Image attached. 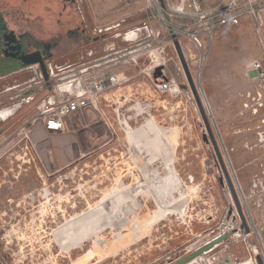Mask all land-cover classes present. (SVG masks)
<instances>
[{
  "label": "rangeland",
  "instance_id": "1",
  "mask_svg": "<svg viewBox=\"0 0 264 264\" xmlns=\"http://www.w3.org/2000/svg\"><path fill=\"white\" fill-rule=\"evenodd\" d=\"M21 1L0 4L1 38H21L27 51L49 46L45 63L59 66L78 64L90 50L126 46L94 30L118 23L133 30L150 13L148 0ZM200 2L210 8L221 0ZM169 39L161 28V41ZM179 47L249 233L167 45L161 62L181 69L178 95L156 92L139 77L156 54L136 53L131 66L141 84L131 95L119 92V123L101 99L55 133L36 120L37 100L23 102L39 90L33 71H0V112L19 105L0 121V264H173L228 232L188 264H258L256 257L264 264V87L247 75L263 47L248 21L220 29L202 52L185 39ZM239 147L247 151L238 154Z\"/></svg>",
  "mask_w": 264,
  "mask_h": 264
},
{
  "label": "built area",
  "instance_id": "2",
  "mask_svg": "<svg viewBox=\"0 0 264 264\" xmlns=\"http://www.w3.org/2000/svg\"><path fill=\"white\" fill-rule=\"evenodd\" d=\"M148 4L149 15L133 30H122L120 23L94 30L98 39L112 33L113 38L126 46L116 48L111 45L98 55L92 50L87 51L86 57L82 55L76 65L45 63L47 80H44L38 64L24 68L33 71L31 82H37L39 90L23 102L37 100L36 120L44 130L63 131L71 116L86 106L97 104L102 94L126 82V77L112 73L108 67L136 65V53L146 54L151 50L156 54L147 65L139 68V77L156 92L178 95L183 83L181 69L174 62L170 66L161 62V54L167 45L176 50L174 41L179 45V41L185 39L202 52L220 29L239 26L245 20L252 24L263 47L260 58L251 64L249 73L264 87V0H221L219 5L210 8L204 7L200 0H148ZM161 28L168 30L169 40L161 41ZM170 61L168 59L167 62ZM156 69H160L161 74L154 78ZM135 106L140 109V104ZM205 253L197 259L201 260ZM257 258L260 257H256V261Z\"/></svg>",
  "mask_w": 264,
  "mask_h": 264
},
{
  "label": "water",
  "instance_id": "3",
  "mask_svg": "<svg viewBox=\"0 0 264 264\" xmlns=\"http://www.w3.org/2000/svg\"><path fill=\"white\" fill-rule=\"evenodd\" d=\"M175 44V48H176V52L178 55V58L183 66V70L188 78L189 81V85L191 87V90L195 96L196 102L198 104V107L201 111V114L206 122V119L204 117V113H203V109L201 107V103L197 97V93L195 91V87L193 85L192 79L190 77L189 71L187 69V66L185 64L184 58H183V54L182 51L179 47V45L177 44L176 41H174ZM34 64H38L41 70V73L43 75L44 80L48 79V75H47V71H46V66H45V60L43 59L42 54L39 51L36 52H31V53H27V52H23L21 54H17L16 51H13L11 53H7L0 42V71L3 72L4 74H10L13 73L15 71H19L22 70L28 66L34 65ZM161 72L160 69H156L155 70V74H154V78L160 76ZM252 77V74H249ZM206 126H207V130L209 132L212 144L215 148V151L218 154V150H217V145L215 143V141L213 140V137L211 135V131L208 127V124L206 122ZM2 133V130H0V134ZM218 158H219V162L221 165V168L223 170V174L226 180V184L227 187L229 189V192L231 194L232 200L234 202V206L237 210L238 216L242 222L241 227L244 228V230L249 233V228L247 227V224L245 222V218L243 216L242 210H241V206L239 203V200L237 198L236 192L234 190V186L233 183L225 169V166L223 165V162L218 154ZM262 232L264 235V227L262 228ZM233 232H228L225 233L222 237L220 238H216L213 241L207 242L206 244H204L202 247L197 248L195 251H193L191 254L183 257L182 259H180L179 261L173 263V264H188L189 262H191L192 260L196 259L197 257H199L201 254L207 252L208 250L212 249L214 246H216L218 243H220L222 240H224L227 236H230ZM257 263L258 264H263L262 260L260 258H257Z\"/></svg>",
  "mask_w": 264,
  "mask_h": 264
},
{
  "label": "crops",
  "instance_id": "4",
  "mask_svg": "<svg viewBox=\"0 0 264 264\" xmlns=\"http://www.w3.org/2000/svg\"><path fill=\"white\" fill-rule=\"evenodd\" d=\"M15 1H18L17 3H19V1H20V3H22L21 0H15ZM245 21H247V20H245ZM72 35H73V33H72ZM34 43L35 42H33V44ZM250 68H251V66L248 68V72H247L248 74L247 75L249 76V78L251 80L258 82L256 79H254V77H253L254 75H252V77L249 75L250 74L249 73ZM108 69L114 74H119V75L127 78L126 82H124L123 84L119 85L117 88H115L113 90H109V91L105 92L102 95V99H103L104 102H107V103H110V104L113 105V113L115 115V120H116L117 123H119L118 120L122 119V117H121L122 115L119 113V109H118L117 104H116V99H117V96H118L119 92L120 93L122 92L125 95L126 94L131 95L132 91H134V89H137L136 86L141 84V82H140L139 79H134L133 78V76L136 75V74H135V69L132 68V66H125V65H117L116 66L115 65V66H109ZM19 71H22V70H19ZM19 71H15L12 74L20 73ZM234 151L238 152V154H240V153H242L244 151H247V150H246V147H239V148H236ZM238 154H236V155H238ZM236 155H234V156H236ZM3 175H5V170L4 169L0 173V179L3 178ZM4 184H5V181L4 180L3 181L0 180V185L1 186H5ZM3 190H4V188H3Z\"/></svg>",
  "mask_w": 264,
  "mask_h": 264
},
{
  "label": "flooded vegetation",
  "instance_id": "5",
  "mask_svg": "<svg viewBox=\"0 0 264 264\" xmlns=\"http://www.w3.org/2000/svg\"><path fill=\"white\" fill-rule=\"evenodd\" d=\"M2 28H4V26H3V22L0 20V29H2ZM0 42H1V45H2L3 49H4L7 53H11V52H13V51H16L17 54H21V53H23V52L31 53V52L39 51V52L42 54L44 60H46L47 58L50 57V55H48V52L50 51V47H49V46H46V45H39V46H38V50H35V51H27V49H26V47H25V44L22 42V39H21V38H19V39H17V40L15 41L14 39H12V38L9 37V36H6L5 39H2L1 36H0ZM17 43H18V45H17ZM32 43H33V42H32ZM5 44H9V45H8L9 48L4 47ZM7 49H8V50H7ZM31 191H32V189H31ZM31 191H30V195H31V193H32ZM33 191H34L33 195H35V198H36V193H37V192H36V188L33 189ZM34 207L36 208V206H34ZM233 220H234V219H233ZM220 237H222V236H220ZM220 237H216V238H220ZM227 237H228V236H227ZM227 237H226V238H227ZM216 238H214L213 240H215ZM226 238H225V239H226ZM225 239H224V240H225ZM213 240H211V241H213ZM224 240H222L220 243H222ZM220 243H218V245H219Z\"/></svg>",
  "mask_w": 264,
  "mask_h": 264
},
{
  "label": "bare ground",
  "instance_id": "6",
  "mask_svg": "<svg viewBox=\"0 0 264 264\" xmlns=\"http://www.w3.org/2000/svg\"><path fill=\"white\" fill-rule=\"evenodd\" d=\"M16 109L17 107H12V108H9L7 110H3L2 112H0V121L5 120L9 116H11L15 112Z\"/></svg>",
  "mask_w": 264,
  "mask_h": 264
},
{
  "label": "trees",
  "instance_id": "7",
  "mask_svg": "<svg viewBox=\"0 0 264 264\" xmlns=\"http://www.w3.org/2000/svg\"><path fill=\"white\" fill-rule=\"evenodd\" d=\"M11 2H13V4H12ZM14 2H16V1H15V0H2L0 4H1V6H3V7H4L6 4H8V5H6L7 7H8V6L10 7V6H12V5H14L13 7H15L16 5L14 4ZM18 4H19V6H21V5H23V2L20 3V1H19ZM71 9H73V7H72ZM9 37H11L12 39H14L13 36H9Z\"/></svg>",
  "mask_w": 264,
  "mask_h": 264
}]
</instances>
